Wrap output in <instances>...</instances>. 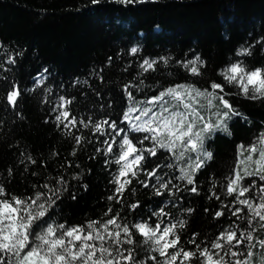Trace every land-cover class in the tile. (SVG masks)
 I'll list each match as a JSON object with an SVG mask.
<instances>
[{"label":"trees","instance_id":"1","mask_svg":"<svg viewBox=\"0 0 264 264\" xmlns=\"http://www.w3.org/2000/svg\"><path fill=\"white\" fill-rule=\"evenodd\" d=\"M133 47L138 49L135 54L130 51ZM244 48L251 54H243ZM197 56L205 62L198 64L199 76L182 66ZM145 59L157 61L154 70L140 68ZM234 62L250 68L264 66V0H133L130 4L118 0L97 4L91 0H0V185L9 195L32 197L36 191L51 195L42 186H54L62 176L67 190L50 209L49 222L72 225L106 220L113 215L104 216L109 208L120 213L117 222L122 225L163 221V227L184 220L186 227L177 232L185 248L193 247L187 241L194 232L199 233L197 243L203 246L230 225L249 228L247 218L252 213L234 204V195H227L223 185L237 168V145L251 144L264 131V101L232 98L244 118L234 116L227 121L230 135L216 130L205 140L204 150L212 152L211 160L197 152L177 160L173 151L157 148V156L145 161V168H154L156 176L139 172L124 195L117 194L113 200L107 198L115 189L111 180L120 167L115 163L121 150L117 141L124 133L115 136L107 124H102V132L93 126L116 121L136 143L146 133L131 131L123 121V112L130 106L126 84L137 101L178 84L204 89L212 80L224 83L220 73ZM11 86L21 93L15 107L5 99ZM227 90L237 91L232 85ZM60 97L72 100L68 110L88 127L78 123L65 128L56 121ZM165 99L172 109L175 101ZM200 102L207 103L204 98ZM215 111L204 108L201 115L214 121ZM73 136L81 137V143L76 144ZM105 140L112 144V153H106ZM152 145L150 140L137 143V147ZM74 150L75 156L71 155ZM29 155L36 163L26 159ZM198 155L205 164L195 174L199 191L192 193L187 189L193 185L179 177L181 169L190 170ZM169 181V188H160L162 195H157L159 184ZM252 181L256 186L241 199L255 204L261 202L259 186L264 181L251 176L243 183L247 186ZM221 201L229 210L216 218L214 212L222 207ZM137 202L139 206L132 209L130 205ZM235 207L244 209L239 217L231 215ZM189 208L193 212L188 213ZM161 209L166 215H153ZM258 221V217L252 221L257 240L264 239ZM136 239L138 255L143 258L145 246L139 243V234ZM263 250L258 245L253 249L257 254Z\"/></svg>","mask_w":264,"mask_h":264},{"label":"snow or ice","instance_id":"2","mask_svg":"<svg viewBox=\"0 0 264 264\" xmlns=\"http://www.w3.org/2000/svg\"><path fill=\"white\" fill-rule=\"evenodd\" d=\"M91 2L97 4L99 0H91ZM118 2L130 4L133 0H118ZM130 51L135 54L138 49L133 47ZM242 53L251 54L247 48L242 49ZM160 59L167 63L166 58ZM11 62L15 63V60L12 59ZM156 63V60L145 59L140 68L144 72L154 70ZM204 63L197 56L194 60L183 63L182 66L192 75L199 76L202 73L198 64ZM220 74L224 83L212 80L204 89H198L194 85L178 84L144 101L135 99L133 92L129 90L130 84L124 86L130 106L123 112V121L129 123L131 131L146 135L134 143L133 138H130L116 121L104 120L93 125L97 132H102V124H107L114 130L115 136L124 133L117 141L121 150L117 154L115 163L120 167L112 177L111 183L115 185V189L108 200H113L117 194L123 196L128 186L133 183L132 178L138 177L139 172L144 171L148 176H156L154 168L151 171L145 168V161L149 156H157V148L173 151L177 160H183L185 155L191 152L202 153L207 160H211L212 152L204 150L205 140L216 130H222L230 135L227 121L234 116L244 118L232 103V98L243 96L248 100L264 101V66L250 68L242 62H234ZM228 85L234 86L237 91H228ZM11 88L12 90L6 93L5 99L9 105L15 107L21 93L19 88L15 86ZM166 97L175 101L172 105L173 110L167 106L170 101L166 100ZM200 98L206 99V105L201 104ZM71 103L70 99L59 98L60 110L55 117L56 121L64 124L65 128L69 125L76 127L78 123L88 127V123L83 120L78 121L77 117L68 110L67 105ZM181 106L183 111L179 110ZM204 108L216 109L212 112L216 117L214 121L207 120L201 115V110ZM53 111H57V108ZM134 113L138 114L133 115ZM73 139L76 144L82 141L78 136H73ZM149 140L153 142L152 147H137V143L143 145ZM104 143L108 145L106 153H112V144L107 140ZM237 154V168L232 170L231 176L225 177L227 183L223 187L227 195H234V204L244 205L252 213L247 218L249 228L241 230L239 226L234 228L230 225L223 229L210 245L203 246L197 243L199 233L194 232L192 238L187 241V244L193 247L185 248L177 232V228L186 227L184 220L163 227V221L151 225L147 221L122 225L117 222L120 213L109 208L104 216H108V213L113 215L106 220H89L86 224L72 225L49 222L50 209L59 199L60 193L67 190V182L61 176L56 178L54 186L48 183L42 186L48 189L51 195L43 191L34 192L32 197L9 195L5 187L0 185V264H264V252L257 254L253 251L257 245L264 249V239L257 240L253 235L256 228L252 227V221L258 217L259 228L264 230V184L259 186L261 202L254 204L250 199H241L256 186L255 181L245 186L243 183L245 177L258 176L260 181H264V131L260 132L251 144L237 145ZM71 155L75 156L76 151L74 150ZM188 158L191 159V156ZM26 159L33 164L36 163L30 155ZM204 164L205 159H201L198 155L190 170L181 169L182 175L179 179L186 180L188 185H193L187 189L188 191L198 193L195 174ZM168 167L172 165L169 164ZM8 172L9 175L12 174L11 169ZM156 178L159 182L160 178ZM170 183V181L160 183L156 194L162 195L159 189H168ZM144 186L148 185L144 183ZM33 188H36V185H33ZM130 191L134 192L135 189ZM209 199L212 197L210 196ZM216 199L220 200V197L216 196ZM221 205L222 207L214 212L216 218L223 217L229 210V206L223 205L222 201ZM138 206V202L130 205L132 209ZM230 210L231 215L237 217L244 212L240 207ZM186 211L191 213L193 209L189 208ZM205 211L207 212L208 209ZM153 215L161 216L166 213L161 209ZM110 225L114 226V229H110ZM136 234H139V243L145 246L146 255L143 258H140L137 252ZM96 241L100 243L97 244ZM153 252L158 255H152Z\"/></svg>","mask_w":264,"mask_h":264},{"label":"rangeland","instance_id":"3","mask_svg":"<svg viewBox=\"0 0 264 264\" xmlns=\"http://www.w3.org/2000/svg\"><path fill=\"white\" fill-rule=\"evenodd\" d=\"M226 68H227V67H226ZM226 68H224V69H226ZM168 107H169V105H168ZM170 110H172V109H170ZM254 158H255V157H254ZM113 227H114V226H112V225L109 226L110 229H114ZM262 252H264V250H263ZM155 254L158 255L157 253H155ZM258 258H259V256H258ZM258 258H257V259H258ZM161 259H162V258H161Z\"/></svg>","mask_w":264,"mask_h":264}]
</instances>
